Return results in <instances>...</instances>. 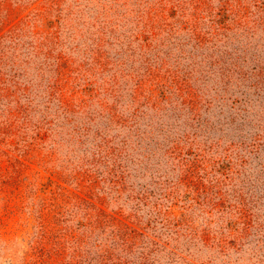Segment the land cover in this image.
<instances>
[{"label": "rangeland", "instance_id": "rangeland-1", "mask_svg": "<svg viewBox=\"0 0 264 264\" xmlns=\"http://www.w3.org/2000/svg\"><path fill=\"white\" fill-rule=\"evenodd\" d=\"M0 264H264V0H0Z\"/></svg>", "mask_w": 264, "mask_h": 264}]
</instances>
